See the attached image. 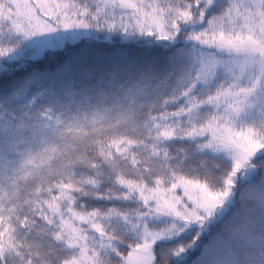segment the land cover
Here are the masks:
<instances>
[{
    "label": "snow or ice",
    "instance_id": "snow-or-ice-1",
    "mask_svg": "<svg viewBox=\"0 0 264 264\" xmlns=\"http://www.w3.org/2000/svg\"><path fill=\"white\" fill-rule=\"evenodd\" d=\"M0 264H264V0H0Z\"/></svg>",
    "mask_w": 264,
    "mask_h": 264
}]
</instances>
